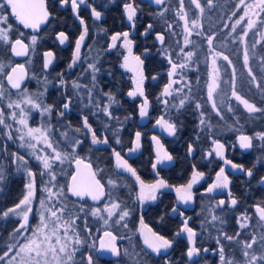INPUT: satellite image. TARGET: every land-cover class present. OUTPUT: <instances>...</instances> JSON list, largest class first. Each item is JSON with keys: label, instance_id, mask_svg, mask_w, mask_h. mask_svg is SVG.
I'll return each mask as SVG.
<instances>
[{"label": "flooded vegetation", "instance_id": "obj_1", "mask_svg": "<svg viewBox=\"0 0 264 264\" xmlns=\"http://www.w3.org/2000/svg\"><path fill=\"white\" fill-rule=\"evenodd\" d=\"M214 1L219 4L221 9L212 10V18L203 24V31H206L208 25L215 23L212 21L219 23V20L223 19L224 23L227 13L230 12V7L235 4L230 3L232 0ZM88 3L101 11L102 18L95 20L91 15V9L81 6L80 15L85 20L88 32L82 44L80 57L72 68H69L68 65L73 60L75 41L83 32V26L72 13L70 6L62 7L59 0H46V6L50 12L49 21L41 25L36 32L24 29L22 25L12 21L14 25L13 39L16 38L15 28L18 27L26 35H36L37 44L34 50L30 48L28 54L24 56H15L10 51L5 53L0 47V61L12 66L23 65L25 75L21 88L31 96H40L46 105H58L64 99H71L70 108L65 111L63 117L59 113L64 110L54 107L53 113L44 119L45 124L56 130L53 136L54 141L57 138H62V131L68 132L70 140L74 138V129L80 128L85 115H87L93 130L98 134V138H107L108 140L107 144L91 145V134L85 138L84 131L75 133V137L84 141L83 150L77 149L76 152L70 154L72 162L54 165L55 185L64 190V201L73 212L80 208L77 203L83 205L85 211L89 206L105 207L110 204V198L107 195L98 202H94L89 197L80 200L67 193L71 176L76 173L78 168L76 159L82 160V165H91L92 171L96 173V178L105 186L106 193L112 190L108 184L110 179L117 180L119 183L112 198L118 197L119 202L126 205L130 212L125 221L120 224L111 223L109 227V231L117 237L114 243L119 250V255L100 250L101 239L105 244L109 243V238L103 236L105 230L103 221L91 215L85 216L83 212L78 213L80 214L78 221L80 225L77 226V229L82 240L88 237L84 230V223H86L94 239L99 241V248L92 256L93 264H138V261L140 264H193L185 255L188 244L186 234L175 235L184 219H187L189 227L197 233L196 246L202 250L200 255L195 257L197 264H221L218 254L221 245L217 244L218 239L222 241L229 258L242 261L244 259L242 256L244 242L252 236L259 240L260 235L264 233V221L258 220L253 208V205L264 202V182H262V178H264V145L253 143L251 149H240L237 141L238 134L243 133L251 136L249 133L239 130V132L231 134L224 128L225 126L216 129L212 123H209L210 120L205 121L207 130L184 128L183 109L177 112L173 107V105H178L181 96L184 97L185 89L206 88L209 71V62L206 59L207 34H195L191 37V44L184 50L185 52L191 50L195 53L192 58L193 62L190 64L191 69L183 70L182 82L173 85V88L179 89V91L174 92L173 97H164L162 90L170 80L167 75L170 66L161 48H167L168 55L173 60L181 61L182 59L179 54H182L180 48L183 47L184 37L177 33L181 24L177 17L178 0H164V3L159 6L154 3V0H135L138 14L134 26L128 22L124 15L125 0H88ZM221 14L224 15L220 17ZM149 24L152 25L150 34L144 35ZM168 25L173 27L169 28ZM124 31L130 33L129 39L133 41V54L139 55L145 61L144 70L147 79L144 90L145 96L149 100V109L148 116L144 118H141L139 114V106L143 98L136 97L134 99L127 95V92L134 88L133 73L127 72L120 66L123 61L120 53L126 54V50L121 47L122 38L117 42L118 51L110 49V36ZM59 32H64L68 37L64 45H60L56 39ZM157 33L165 35L163 45L156 40ZM224 37L225 35L223 39ZM223 39L221 40L223 41ZM200 41H205L206 49H201V45L198 46V49L194 48L195 43ZM24 43L30 44V39L25 40ZM236 48L237 46L234 45V50L219 51L230 56L241 57L242 49L236 50ZM145 49L148 50L147 53ZM47 51L54 53V59L52 65L44 70L42 65L44 53ZM90 62L95 63L100 69L95 73L94 87L91 69L88 67ZM153 76H156L157 79L153 80ZM61 79L65 82L63 85L60 83ZM172 79H177V77ZM74 83L83 87L74 88ZM0 84L5 85L4 92L6 94L5 99L0 100V110L6 113L8 110L7 94L10 93L11 99L16 100L23 93L17 89H11L6 79H0ZM89 92L92 93L91 99L88 96ZM107 93H111L117 101L110 108L115 117L113 119L104 116L101 110L109 104ZM93 100L98 106L93 104ZM164 100H167L168 103L165 104ZM161 116H165L172 122L178 121V130L175 136H168L156 125V120ZM218 117L221 119L220 116ZM31 124L33 126L38 124L36 115L33 116ZM136 132L141 133V147L134 153H130L129 149L134 147ZM5 134V127L0 125V172L4 174L3 183L0 184V210H7L22 199L27 192L26 184L29 181L26 169L32 170L35 173V188L38 196L32 207L29 227L35 229L38 222L37 201L40 197V188L47 180V176L41 177V167L33 160L30 161L28 167H16L8 155H12L16 151V143L10 140L6 141ZM153 135L160 138L165 150L173 157L172 161L158 165L155 170L152 168L156 152V145L152 140ZM117 139L120 140V143L116 142ZM213 139L225 145L224 156L226 159L242 165L244 169H252L253 176L248 177L245 171L232 169L231 165H225L223 160L215 157L214 153L208 156L207 153L213 147ZM189 144H192L194 148L191 155L188 154ZM63 150L66 153L69 151L67 148ZM114 151L120 152L146 183H155L157 180L163 179L170 185V188L162 189L157 200L146 202L143 205L139 204L137 201L139 185L128 173L116 168ZM82 165H79L80 171H85ZM193 166L197 171L203 172L204 177L193 186L192 201L184 204L177 200L174 189L186 184L191 179ZM221 167L225 168V174L229 177L228 188L207 193V188L215 181L216 174ZM231 198L238 201L234 208L230 206ZM221 199L225 200V205L217 208L216 205ZM173 207L177 208L176 213L171 211ZM180 212L184 215L180 216ZM213 212L219 215L222 222L218 221L215 224L211 222L210 215ZM245 214L244 222L248 226L241 228L238 219ZM141 217L144 224L152 228L153 231L174 241L173 248L162 257L143 254V242L140 236V232L143 230L140 224ZM95 218L96 220H94ZM21 222L18 216H13L10 219L0 218V255H3L10 246L15 245L13 242L14 229ZM123 223H127L128 227H122ZM237 232L239 233L238 237H236ZM224 233L233 236L234 240L232 242L224 240ZM25 235L31 236V232L25 233ZM237 241L239 242L237 243ZM254 247L258 249L259 243ZM203 249H208V251H203ZM85 252L83 249L78 253L74 264H88Z\"/></svg>", "mask_w": 264, "mask_h": 264}, {"label": "snow or ice", "instance_id": "obj_2", "mask_svg": "<svg viewBox=\"0 0 264 264\" xmlns=\"http://www.w3.org/2000/svg\"><path fill=\"white\" fill-rule=\"evenodd\" d=\"M60 5L70 6L72 13L77 17L80 22V25L83 26V32L79 35V38L75 41L74 55L72 62L68 65L69 68H72L78 61L81 53L82 44L85 41L88 29L85 24V20L80 15L81 6H85L91 9V15L95 20H100L102 18L101 11H98L96 7L88 3V0H59ZM190 4L199 10L201 14L204 12V7L201 4V0H189ZM214 0H206L208 7L213 5ZM156 5H162L164 0H154ZM237 11L243 10V14L239 15L235 22L231 25H223V27H230V31L236 34L233 37V42L243 45L241 55H242V66L243 69L247 70L248 84L254 85L255 88L264 93V80L259 78L256 70L252 67V61L258 56L257 67L264 69V47L261 48L260 53H253V49L256 48L259 41H253L249 47L246 37L248 36L249 31H252L256 25V21L248 18L249 12L253 7L258 8L260 12H264V0H257L255 5L246 4L245 0H236V4L233 5ZM123 12L126 16L128 22L134 26L135 20L138 14V8L135 6V0H125L123 4ZM237 12L234 11L232 16H236ZM253 15L255 13L253 12ZM50 12L46 6V0H0V47L3 48L5 53L11 52L15 56H24L27 55L29 49L34 50L35 45L37 44L36 35H26L25 32L21 31L18 27L15 28L16 38L13 39L14 25L12 21L14 20L18 25H22L24 29H31L33 32L39 30L41 25L46 24L49 21ZM177 17L179 20L184 22V31L188 35H192V31L189 29V20L188 13L185 9V0H178V10ZM242 22H246V26L242 27L240 32L237 33L236 25H240ZM191 30H197L201 27L197 23V20L193 18L190 23ZM264 26V25H262ZM169 28L173 27L168 25ZM152 25L147 26V30L143 33L144 35H149ZM199 35L200 33L197 32ZM254 35L264 33L254 32ZM227 35V34H226ZM130 33L124 31L122 33L117 32L110 36V49H118L117 42L121 41L122 45L126 50V54L121 52L120 55L123 57L121 67L127 72L133 73L132 83L134 85L133 90L128 91L127 95L131 98L142 97V103L139 106V114L141 118L148 116L149 109V100L145 96L144 84L147 77L145 76L144 65L145 61L141 59L139 55H134L132 51L133 41L129 39ZM30 39V44H25V40ZM56 39L59 41L60 45H64L68 40L67 35L64 32H59L56 35ZM215 36L213 34H208L206 36V43L208 45L206 59L211 58V64L208 71V81L206 83L207 88V101L211 104L212 109L216 112L217 116H220L219 107L217 104V94L218 89L221 88V66L218 64V58H222L223 61H226V67H231V78L228 83L231 86L230 98L234 99L238 105H242L243 109L248 114L255 113H264V107H258L254 102L249 101L246 97L243 96L241 92L236 89V80H237V71L233 64V61L229 55L224 54L219 51L214 45ZM156 40L160 42L161 45L165 42V35L163 33L156 34ZM190 41L185 38L184 47L181 48L183 53V61L173 60L171 56L168 55L167 48H161L162 53L165 55L167 62L170 66V70L167 75L170 78L169 82L165 84L162 90V96L164 97H173V93L179 91V89H174L173 85L179 82H182L183 70L187 68L193 61L192 58L195 53L191 50L184 52V48H187ZM109 47V46H106ZM147 49L145 52L147 53ZM54 59V53L52 51H47L44 53V62L42 68L47 70L50 65H52ZM88 67L91 69V78L94 82L96 80L95 73L99 72L100 69L95 63H89ZM10 69V71H8ZM19 73V75H16ZM25 75V68L23 65L12 66L6 64L3 61H0V79H6L8 85L11 89H17L23 93L16 100L11 99V94L8 95L7 108L13 109L9 114L10 118L21 127L16 129L17 139L22 141L21 147H27L32 150V155L34 159L42 166L43 171L40 172L41 177L48 176L50 179L44 181L43 191L46 193V196L40 200V206L42 211L40 212V222L35 229H31L28 226L29 214L33 212L31 204L35 197V173L26 169L27 176L29 181L26 184L27 192L23 195L22 199L19 200L17 204L13 207L8 208L7 210H0V218L10 219L13 216L21 217L22 221L17 228L14 229L13 237L15 248H18L19 251H15L13 248L6 249L3 255H0V264H7V262L14 261L17 255L24 254L21 257L22 264H41V260L47 261L49 257L52 260L58 261V264H63L64 260L73 259V250H70V242L74 245L81 243L79 235L76 232L77 225L76 220L80 219L78 213L83 212L85 216L91 215L93 217L102 220L106 229L103 231V236L109 238V243L105 244L104 240H100V250L108 251L113 255H119V250L115 246V241L117 237L113 233L107 230V227L110 226L109 222L112 224H120V222L125 221L129 217L130 212L126 205H122L119 202V198L116 197L113 199L114 190L119 187L117 180L110 179L108 184L112 189L109 192H105V186L101 184V181L96 178V173L92 171L90 164H84L83 167L85 171H80L79 165L82 164V160L76 159V164L78 166L75 174L71 176V183L67 186V193H70L71 196L77 197L80 200H84L85 197H89L92 201L98 202L101 198L107 195L110 198V204L105 205L104 209L101 210L99 207L89 206L88 210L85 211L83 205L80 208L76 209L73 212L67 205L66 202H62L59 198L65 196L64 190H60L58 193H53L52 188L56 187V173L54 170L53 161H60L67 159V156L76 152L77 149L83 150L82 145L84 141L78 137H75V133L84 131L85 138L88 134H91V145L97 144H107V138H98V134L93 130L92 126L89 124L88 117L85 115L82 119V124L80 128L74 129V138L69 139V134L67 131H62V140L57 138L53 140L55 129L51 128L48 124H45L43 128L40 127H29L28 126V117L32 111H38L42 118H46L53 113V109L62 108L64 111H60V116L65 115V111L69 110L71 99H64L58 105H46L40 98V96H31L27 94L25 89L21 88L22 80ZM15 77V78H14ZM177 77V79H172ZM153 80L157 79L156 76L152 77ZM47 82V81H45ZM60 83L63 85L65 82L61 79ZM5 85L0 84V100L5 99L6 94L4 92ZM74 88L83 87L80 84H73ZM109 100V104L103 107L102 113L104 116L109 119L115 118L110 111L111 105L115 104L116 98L111 94H106ZM89 99L92 97V93H88ZM94 105L96 102L92 101ZM165 104L168 103L167 100L163 101ZM187 101L181 96L178 105H173L177 112L181 111ZM98 106V105H96ZM195 107L197 109L201 108V104L196 103ZM18 110V111H17ZM235 109L233 106L228 107L229 112H233ZM203 113L201 116L203 117ZM178 122V121H177ZM177 122H172L171 120L166 119L165 116H161L156 120V125H158L168 136L173 137L177 133ZM200 124L204 125L205 120L202 118ZM0 125L4 127H11L8 125L5 113L3 110H0ZM210 127V126H209ZM239 132V129H237ZM14 137L11 134H8V139H13ZM259 139L264 141V132L256 133L255 137L249 136L247 134L240 133L237 136V141L239 143L240 149H251L253 147V140ZM141 133H135L134 147L129 149L130 153H134L141 147L140 144ZM152 140L156 145L155 152V161L152 163V168L155 170L158 165H162L165 162L172 161V155L165 150L164 145L161 143L160 138L153 135ZM117 143H120V140L117 139ZM43 144V149H38L37 145ZM213 147L207 153L208 156H211L213 153L216 158L223 160L225 165H231L232 169L245 171L248 177L253 176L252 169H244L242 165L232 163L230 160L226 159L224 156L225 145L219 142L216 139L212 140ZM67 148L69 151L66 153L63 149ZM51 152H47V150ZM45 151V155L41 156L40 152ZM194 152L192 144L188 145V154L191 155ZM114 158L116 161V168L122 170L123 172L128 173L139 185V192L137 194V201L139 204L143 205L149 201L157 200V196L161 193L162 189H169L170 185L163 179L157 180L155 183H146L141 177L137 174L135 168H133L126 159H124L120 152H113ZM17 161L22 162L24 165H27V161L23 156H18L17 154H12ZM204 173L197 171L195 166H193L191 179L184 185L175 187L177 200L188 204L193 199L192 189L193 186L198 183L199 180L203 179ZM4 174L0 172V184L3 183ZM264 182V178H262ZM229 177L225 174V168L221 167L216 174L215 181L212 182L207 188V193H213L216 190L226 189L229 186ZM56 195L57 200H53L52 197ZM238 201L235 198L230 199V206L235 207ZM225 205V200H219L216 205L217 208ZM254 213L258 216L259 221H264V202L253 205ZM173 213H176L178 210L176 207L171 209ZM103 213H107L105 216ZM180 216L184 214L179 213ZM113 217H116L113 219ZM245 216H241L238 219V223L241 228H246L248 225L244 222ZM163 219V218H161ZM210 220L213 224L220 221L218 214L213 212L210 215ZM61 224H63V231H60ZM140 224L142 231L140 236L143 242V254L146 255H155L162 257L168 250L173 248L174 241L167 238L166 236L153 231L152 228L144 224L143 218L141 217ZM122 227L127 228V223H123ZM31 232V236L25 235V233ZM186 234L187 247L185 255L189 261H192L193 264H197L195 257L199 256L201 249L196 246V236L197 233L188 225L187 219L182 221V226L175 232L176 236ZM239 236V233H236V237ZM19 238V239H16ZM224 240L232 242L234 240L233 236L224 233ZM239 241H237L238 243ZM259 243L260 247L257 249L254 247ZM217 244H220L219 256L221 264H264V233L259 237V240L255 236L249 238V240L244 242L242 249V261H237L232 258H229L226 255L225 248L223 247L222 241L217 240ZM203 251H208V249H203ZM7 257V262L5 261ZM88 264H93L92 257L89 256ZM138 264L140 262L138 261Z\"/></svg>", "mask_w": 264, "mask_h": 264}, {"label": "rangeland", "instance_id": "obj_3", "mask_svg": "<svg viewBox=\"0 0 264 264\" xmlns=\"http://www.w3.org/2000/svg\"><path fill=\"white\" fill-rule=\"evenodd\" d=\"M256 2H257V0H245V3L246 4H252V5H255L256 4ZM231 4L232 3H235L236 4V0H232L231 2H230ZM201 4H202V6L204 7V12H203V14H201L200 12H199V10H197V9H195V7L193 6V5H191L190 4V2H189V0H185V9H186V11H187V13H188V20H189V29H190V31H192V35H188V33H186L185 31H184V22L183 21H181V24H180V26H179V30H178V34H180V35H183V37H184V40H185V38H187L189 41H191V37L193 36V35H195V34H197V32H199L200 34H204L205 32L203 31V24L204 23H207L206 21H208L209 19H211L212 18V10L213 9H217V8H219V4L217 3V2H213V5L211 6V7H208L207 6V4H206V0H201ZM232 8H233V11H231V12H229V13H227V15H226V20H225V25H228V26H231L234 22H235V20H236V18L239 16V15H242L243 14V10H242V8H241V10L240 11H237V9L236 8H234L233 6H232ZM219 9H221V7L219 8ZM234 11H236L237 12V15L236 16H232V13L234 12ZM253 12L255 13V15H253ZM224 14H221L220 15V17H222ZM193 18H195L196 20H197V23L199 24V25H201V27L199 28V29H197V30H191V26H190V23H191V20L193 19ZM248 18H251V19H253V20H255L256 21V25H255V27H254V29L252 30V31H249V33H248V36L245 38L246 39V41L248 42V45H249V47L251 46V44H252V42L253 41H259L260 43H257V45H256V48L255 49H253V53L254 54H256L257 52H259V50L262 48V47H264L263 45H264V35H261V34H256V35H254L253 33L254 32H258V33H264V26H262V25H264V12H260V10L258 9V8H255V7H253V9L249 12V17H247L246 19H248ZM212 22H216V21H212ZM212 22H210V23H212ZM244 26H246V22H242L240 25H236V31H237V33H239L240 32V30H241V28L242 27H244ZM226 28H228L229 29V32L228 33H226L225 34V37H224V39H223V41L221 40V41H219V42H213L214 43V45H215V47L217 48V49H219V50H229L230 49V47H234V45H236L237 46V48H236V50H241L242 48H243V45H241V44H239V43H235V42H233V37L236 35V34H234V33H232L231 31H230V27H223V29H226ZM184 40H183V47H184ZM214 41H215V39H214ZM191 43H189V45H190ZM183 47H181V48H183ZM180 48V49H181ZM186 48H184V50H185ZM207 49H208V46H207ZM185 52V51H184ZM260 53V52H259ZM225 54V53H224ZM180 55V57L182 58L181 59V61H183V53L182 54H179ZM226 55H228V54H226ZM229 57L231 58V56L229 55ZM207 60H208V62H209V68H210V64H211V58L209 57V59L207 58ZM207 62V63H208ZM218 64L221 66V88L220 89H218V94L217 95H219V93H221V89H222V84H223V82H224V80H223V77H224V72H226L227 71V69L226 68H230L231 69V67H226V64H227V62L226 61H223V59L222 58H218ZM188 68H190V65L187 67V68H185V69H188ZM184 69V70H185ZM191 69V68H190ZM264 76V75H263ZM228 81H229V79H228ZM227 86H228V84H227ZM229 86H230V84H229ZM242 106V105H241ZM242 108H243V106H242ZM13 111V109H8L7 110V112L5 113V117H8L7 119H8V125H11V127L9 128V127H5V129H6V134H5V137H4V139L7 141V140H10V141H13V142H15L16 143V151L14 152L15 154H17L18 156H23L24 158H25V160L28 162L27 163V165H24L22 162H19V161H17L16 160V158L13 156V155H11V154H8L9 155V157L11 158V160L13 161L12 163L13 164H15V166L16 167H20V168H24V167H28V164L30 163V161L31 160H33L34 162H36V163H38L35 159H34V157H33V155H32V150L31 149H28L27 147H21V144H22V141H20L19 139H17L16 137H17V132H16V129L17 128H20L21 126L19 125V124H17V123H15L11 118H10V116H9V114L11 113ZM18 111V110H17ZM37 116V120H38V124H36V126H33L32 124H31V120H32V118H33V116ZM46 116H47V114H46ZM45 118H42L41 116H40V114H39V112L38 111H32L31 113H30V115H29V117H28V126L29 127H40V128H43V126H44V124H45V120H44ZM4 127V126H3ZM227 131H229L230 133L232 132V130H231V128H230V130H227ZM8 134H11L14 138L13 139H8ZM254 137H255V135H254ZM55 139V138H54ZM61 140H62V138H61ZM253 143L254 144H256L257 145V143L259 144V145H262V143H263V141H260L259 139H254L253 140ZM37 148L38 149H43V144H39V145H37ZM1 149V148H0ZM47 152H51V150L49 149V150H47ZM13 154V153H12ZM40 155L41 156H43V155H45V151H41L40 152ZM0 159H1V150H0ZM71 160H73L72 159V157L70 156V155H68L67 156V159H65V160H63V162H60V161H53V164L55 165L56 163L57 164H63V163H67V162H72ZM38 165L41 167V170L43 171V169H42V166L38 163ZM48 179H50V177H48L47 176V180ZM55 183V182H54ZM43 189H44V185L42 186V188H40V197H39V199H38V201H37V215H38V222H37V226L39 225V222H40V212L42 211V209H41V206H40V200L42 199V198H44L45 196H46V193L43 191ZM61 189H59L57 186L56 187H54V188H52V191H53V193L55 194V193H58L59 191H60ZM37 191H36V188H35V197H34V199H33V202H32V204H31V207H33V205H34V203H35V201H36V198H37ZM52 199L55 201V200H57V196L56 195H54L53 197H52ZM62 202H65L64 201V197H60L59 198ZM77 204H79V207H81V205H80V203H77ZM101 210H103L104 209V207H99ZM105 216L107 215V213H103ZM31 215V213L29 214V220H28V226H29V224H30V220H31V217L32 216H30ZM79 216H80V214H79ZM19 217V216H18ZM113 218H115V217H113ZM20 219H21V217H20ZM98 219V218H97ZM94 220H96V218L94 219ZM21 221H22V219H21ZM79 219L78 220H76V225L78 226V225H80L79 224ZM23 222V221H22ZM109 225L111 226V221L109 222ZM103 226L105 227L104 229H106V226L104 225V223H103ZM110 226H108L107 227V230H109V227ZM87 229V230H86ZM84 230H85V232L87 233V239H84V240H82V238L80 237V234H78V229H76V232H77V234L79 235V238H80V241H81V243L80 244H78V245H74V244H72L71 242H70V245H69V247H70V250H73V259L72 260H64L63 261V264H74L75 263V261H76V259H77V256H78V253L79 252H81L83 249H84V251H86L85 253H86V256H87V261H88V258H89V256H93V254H95L96 252H97V249L99 248V241H97V239H94V237H93V234L90 232V230L87 228V226H86V223H84ZM60 231L62 232L63 231V224H61V228H60ZM11 248H13V249H15V251H19V249L18 248H15V245H12V246H10ZM24 254H20V255H17L16 256V259L14 260V261H11V262H7V257H6V259H5V261L7 262V264H22V262H21V257L23 256ZM93 259V258H92ZM41 264H58V261H56V260H52L51 259V257H49V259L47 260V261H45V260H41Z\"/></svg>", "mask_w": 264, "mask_h": 264}, {"label": "trees", "instance_id": "obj_4", "mask_svg": "<svg viewBox=\"0 0 264 264\" xmlns=\"http://www.w3.org/2000/svg\"><path fill=\"white\" fill-rule=\"evenodd\" d=\"M233 11V8L230 7V12ZM223 19L219 20V23L215 22L214 24L208 25L206 31L207 35L213 34L215 36V41L223 39V36L229 32V29H223ZM204 43V44H203ZM201 45V49H206L205 41H200L195 43V49H198V46ZM264 46V45H263ZM229 50H234L233 47H230ZM261 49L259 50V52ZM257 52V53H259ZM258 56L252 61V67L256 70L259 78L264 80V69L257 67ZM231 60L237 71V80H236V89L243 94L249 101L254 102L258 107H264V93L258 91L254 85L248 84L247 70L243 69L242 66V55L241 57H234L231 55ZM227 71L224 72L223 80L228 81L231 78L232 69L226 68ZM222 84V91L217 95V104L219 111L221 113L219 117L216 115V112L212 109L211 104L207 101V88H194V89H185L184 90V99L187 101L185 107L183 108V124L184 128L190 130H207L206 123L204 125L200 124V120L203 118L205 121H209L215 126L216 129L224 127L226 130H232V133L237 132V129L246 131L251 136L254 137L256 133L264 132V113H255L248 114L241 105H238L234 99L230 98L231 86L228 83ZM228 84V86H227ZM201 104V108L197 109L195 104ZM233 106L234 111L229 112L228 107ZM203 113V117L201 116ZM264 145V141L262 143Z\"/></svg>", "mask_w": 264, "mask_h": 264}, {"label": "water", "instance_id": "obj_5", "mask_svg": "<svg viewBox=\"0 0 264 264\" xmlns=\"http://www.w3.org/2000/svg\"><path fill=\"white\" fill-rule=\"evenodd\" d=\"M82 165V164H81ZM83 166V165H82ZM79 169H80V167H79Z\"/></svg>", "mask_w": 264, "mask_h": 264}]
</instances>
